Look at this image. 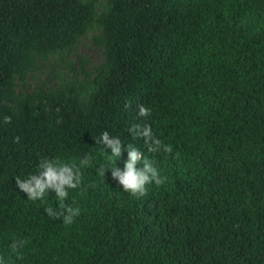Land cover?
I'll use <instances>...</instances> for the list:
<instances>
[{"label": "trees", "instance_id": "16d2710c", "mask_svg": "<svg viewBox=\"0 0 264 264\" xmlns=\"http://www.w3.org/2000/svg\"><path fill=\"white\" fill-rule=\"evenodd\" d=\"M102 1L0 0V261L264 264V0H106L97 17ZM95 24L91 84L16 91ZM104 135L119 171L136 149L161 182L125 191ZM45 163L78 177L62 202L18 185Z\"/></svg>", "mask_w": 264, "mask_h": 264}, {"label": "rangeland", "instance_id": "374dc122", "mask_svg": "<svg viewBox=\"0 0 264 264\" xmlns=\"http://www.w3.org/2000/svg\"><path fill=\"white\" fill-rule=\"evenodd\" d=\"M104 0L97 8V17L108 11ZM103 30L95 24L88 30L75 50L60 51L50 54L46 61L39 64L37 71L29 72L25 80L17 79L16 91L33 93L34 91H51L62 88L72 82L75 77L81 81L86 79L91 84L105 64V49L96 44L95 38L101 36Z\"/></svg>", "mask_w": 264, "mask_h": 264}, {"label": "clouds", "instance_id": "9594fccd", "mask_svg": "<svg viewBox=\"0 0 264 264\" xmlns=\"http://www.w3.org/2000/svg\"><path fill=\"white\" fill-rule=\"evenodd\" d=\"M146 113L147 109L141 107V114ZM144 135L149 137L150 133L145 132ZM103 140L112 149V156L108 157L113 169L112 175L118 179L119 184L122 185L125 191H130L132 194H142L145 190V184L150 180H155L156 183L161 182L157 179V170L152 168L150 164L146 163L143 170H137L136 165L141 156L136 149L129 152L124 171H119L115 164V161L121 155L119 141L114 143L107 135L103 136ZM156 145L159 146V141L156 142ZM41 168H43V171L39 176L32 174L27 179L17 181L20 189L26 192L28 198L33 201L45 196L48 189H54L57 198L62 202L67 195L65 185L69 188H75L79 182L78 177L74 179L71 169L63 164L45 163L41 165ZM47 211L51 213L53 210L48 208ZM78 211V209H70V215L65 217V223H71L73 216L78 214ZM0 264H3V262L0 261Z\"/></svg>", "mask_w": 264, "mask_h": 264}]
</instances>
